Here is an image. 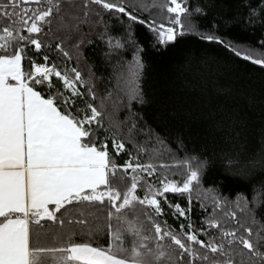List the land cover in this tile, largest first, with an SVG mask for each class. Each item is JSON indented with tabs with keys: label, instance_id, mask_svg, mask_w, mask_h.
Here are the masks:
<instances>
[{
	"label": "snow or ice",
	"instance_id": "snow-or-ice-1",
	"mask_svg": "<svg viewBox=\"0 0 264 264\" xmlns=\"http://www.w3.org/2000/svg\"><path fill=\"white\" fill-rule=\"evenodd\" d=\"M90 5L147 23L164 45L186 34L184 21L192 15L187 0L152 4L169 14L167 25L142 20L116 0H83L84 15L89 14ZM57 19L61 27L76 26L75 18L64 14V0H0V264H48L49 259L53 264H164L165 260L168 264H264V223L254 217L241 223L237 211H222L234 222L232 228L226 227L215 211L200 227L190 222L193 195L200 202L211 200L214 210L223 208L211 190L201 187L206 160L186 157L173 165L185 169L179 182L163 179L157 186L145 179L156 175L157 166L141 163L118 132L105 127V113L83 99L82 87L87 88L91 100L96 96L82 73L76 68L70 73L62 71L49 63L44 50L51 51L52 46L40 37L49 35ZM55 47L69 57L61 44ZM243 58L264 66V58L247 54ZM142 68L137 53L129 101L141 100L138 77ZM101 131L103 140L98 135ZM122 154L129 159L118 164L116 158ZM118 174L121 182L130 181L126 191L113 186ZM168 194L185 197L189 207L173 204ZM136 205L142 208L138 210ZM164 206L172 210L173 218L185 221L179 230L162 219ZM236 208L243 213L246 206L237 201ZM139 211L151 229L144 228ZM97 213L104 216V223L93 227ZM52 225H79L91 236L105 232L107 247L76 242L72 234L61 233L54 236L59 239L58 246H41L40 233ZM129 236L130 250L126 247ZM166 242L168 248L175 246V257L165 250Z\"/></svg>",
	"mask_w": 264,
	"mask_h": 264
},
{
	"label": "trees",
	"instance_id": "trees-1",
	"mask_svg": "<svg viewBox=\"0 0 264 264\" xmlns=\"http://www.w3.org/2000/svg\"><path fill=\"white\" fill-rule=\"evenodd\" d=\"M116 2H122L142 20L167 25L166 10L152 7L163 0ZM82 3L64 0V14L75 18V27H61L57 19L49 35L40 37L52 46L51 51L44 50L49 63L62 71L70 73L76 68L82 73L96 96L91 100L87 88L82 87L85 102L105 113V127L116 130L141 163L157 166V179L183 180L184 167L173 165L186 157L207 161L201 187L211 190L223 208L214 210L211 200L200 202L193 195L188 214L193 225L202 226L215 211L221 222L232 228L234 222L222 215V211L232 210L237 211L241 223L250 217L264 223V66L243 58L244 54L264 58V0H187L192 13L184 21L188 31L167 45L158 42L147 23L97 5H90L89 14L84 15ZM205 36L217 39H202ZM58 43L69 57L56 49ZM117 43L122 47H116ZM137 53L143 64L138 77L141 100L129 101L127 92ZM32 55L43 62L39 54ZM98 135L103 140L105 133ZM128 159L123 154L116 158L118 164ZM192 167H196L195 161ZM120 175L113 178V186L123 192L130 181L121 182ZM138 194L142 190L138 189ZM168 199L189 207L187 199L179 194H168ZM237 201L241 207L246 206L243 213L236 208ZM164 209L162 219L179 230L185 223L183 218H173L172 210L167 206ZM137 215L144 228L151 229L143 212ZM97 217L92 220L93 227L104 223L103 215L97 213ZM56 233L72 234L76 242L93 246L108 244L105 232L91 236L79 225H52L40 233V245L58 246ZM131 240V236L126 240L129 250ZM167 243L165 250L175 257V246L168 248Z\"/></svg>",
	"mask_w": 264,
	"mask_h": 264
},
{
	"label": "rangeland",
	"instance_id": "rangeland-1",
	"mask_svg": "<svg viewBox=\"0 0 264 264\" xmlns=\"http://www.w3.org/2000/svg\"><path fill=\"white\" fill-rule=\"evenodd\" d=\"M145 179H150L152 183H155L156 185H158L159 179H157L155 176L148 178L147 176L145 177ZM143 194V193H142ZM141 194V195H142Z\"/></svg>",
	"mask_w": 264,
	"mask_h": 264
},
{
	"label": "crops",
	"instance_id": "crops-1",
	"mask_svg": "<svg viewBox=\"0 0 264 264\" xmlns=\"http://www.w3.org/2000/svg\"><path fill=\"white\" fill-rule=\"evenodd\" d=\"M48 264H53V262L51 261V259L48 260Z\"/></svg>",
	"mask_w": 264,
	"mask_h": 264
}]
</instances>
